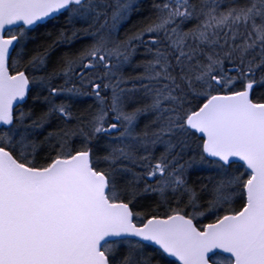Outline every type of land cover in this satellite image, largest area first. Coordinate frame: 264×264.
I'll list each match as a JSON object with an SVG mask.
<instances>
[{"label":"snow or ice","instance_id":"snow-or-ice-1","mask_svg":"<svg viewBox=\"0 0 264 264\" xmlns=\"http://www.w3.org/2000/svg\"><path fill=\"white\" fill-rule=\"evenodd\" d=\"M0 264H264V0H0Z\"/></svg>","mask_w":264,"mask_h":264}]
</instances>
